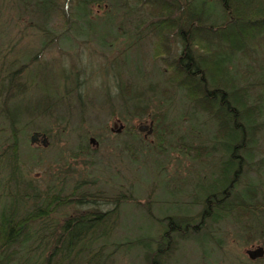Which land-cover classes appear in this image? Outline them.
Masks as SVG:
<instances>
[{
	"label": "trees",
	"instance_id": "obj_1",
	"mask_svg": "<svg viewBox=\"0 0 264 264\" xmlns=\"http://www.w3.org/2000/svg\"><path fill=\"white\" fill-rule=\"evenodd\" d=\"M17 3L28 7L30 16L36 20L33 27L42 39L39 52L48 44L61 42L60 38L66 37L68 31L84 36L95 34L96 21L91 16L97 18L96 12L101 13L100 22L109 23L107 35H111L113 16L119 14L121 24L127 22L134 36L119 55L145 40L149 56L157 62V73L163 83L159 92L164 100L180 96L198 114L215 122V134L207 149L211 153L210 166L203 183L197 186L198 195L188 202L190 206L200 205L199 211L190 214L187 210L181 218H158L164 227L155 238L138 236L122 241L111 238L120 205L137 202L129 195L87 192L80 189L83 182H76L68 193L44 196L40 204L18 212L17 196L12 199L9 193L1 192V198L11 200L0 207V264H108L114 254L131 249H140L139 264H170L178 240L191 239L206 248L207 241L212 239L219 246L212 233L227 217L241 223L247 241L255 236L264 240L261 217L252 220L253 215L264 217L258 188L249 182L236 191L240 180L247 179L245 170L255 171L257 165L258 169L264 167V158L256 159L258 154L264 155L259 148L264 131V0H17ZM57 18L63 21L62 31L53 23ZM123 26L120 25L121 30ZM171 39L179 44L174 56ZM34 60L35 57L30 58L29 63ZM22 67L0 77L3 100L0 115L7 119L10 131L6 149L0 145V168L8 170L6 178L0 179V187L6 181L16 182L19 159L15 124L20 112L36 110L47 102L41 98L10 106V101L21 97L27 89V84L20 81ZM116 73L115 84L129 94L128 84L123 85L117 70ZM76 85L72 91L77 90ZM42 113L46 116L49 110ZM139 113L150 116L154 142L162 149L164 113L158 106L151 113L148 107H141ZM41 131L49 133L48 129ZM134 132L140 134L137 128ZM197 148L204 153L201 145ZM199 164L204 167L207 163ZM223 189H232L231 196L215 200L213 192L221 193ZM219 193L216 195H222ZM105 205L110 207L102 209ZM64 207H69L70 213L53 220V215ZM262 256L264 252L247 258L255 260Z\"/></svg>",
	"mask_w": 264,
	"mask_h": 264
},
{
	"label": "rangeland",
	"instance_id": "obj_2",
	"mask_svg": "<svg viewBox=\"0 0 264 264\" xmlns=\"http://www.w3.org/2000/svg\"><path fill=\"white\" fill-rule=\"evenodd\" d=\"M28 11L17 0H0V77L24 65L19 70L20 81L27 84V89L21 97L10 101V106L41 98L47 102L36 110L20 112L15 124L19 159L16 182L1 184L0 193H9L12 199L17 196L18 212L40 204L44 196L68 193L76 182H83L80 189L87 192L129 195L137 202L120 205L117 227L111 237L114 241L138 236L155 238L164 227L158 218H181L187 210L190 214L197 213L200 205L190 206L188 202L198 195L197 186L203 183L210 166L211 153L207 149L215 134V122L198 114L180 96L164 100L159 92L163 83L157 73V62L149 56L145 40L119 55L134 38L128 23L121 24L119 14L113 16L111 35H107L109 23L100 22L101 13L96 12L97 18L91 16L96 21L95 34L84 36L68 31L66 37L60 38L61 42L48 44L39 52L41 35L34 29L36 20ZM54 22L62 31V19ZM102 40L106 45H102ZM169 43L174 56L179 44L173 39ZM32 57L35 60L29 63ZM126 66L129 70L123 69ZM116 70L123 85L128 84L129 94L115 84ZM76 83L78 88L72 91ZM157 106L165 115L162 149L154 142L150 116L139 113L141 107H148L151 113ZM46 109L49 114L45 116L42 111ZM140 124L150 126L151 132L136 134L134 130ZM42 129L49 130L45 135L47 144L30 143V134L42 133ZM9 132L7 119L0 115L2 148L6 149L10 141ZM90 138L94 142L90 143ZM197 145L204 148V153L198 152ZM259 148L264 151V131ZM182 149L183 152L179 151ZM259 157L264 155L258 154L256 159ZM201 162L207 164L203 167ZM246 172V180L258 188L257 197L264 208V167L258 169L257 165V170ZM7 173V169L0 168V179L6 178ZM242 182L237 184L236 191L245 187L247 182ZM10 197H0V207ZM109 207L105 205L102 209ZM68 213L69 207L61 208L52 219L59 220ZM255 217H261L264 223L262 215H253L252 220ZM240 224L227 217L216 225L212 237L219 241V246L212 239L207 241L206 248L191 239L178 240L170 264H264V256L247 258L248 250L264 248V240L255 236L247 241L248 235ZM139 263L140 249L114 254L108 262Z\"/></svg>",
	"mask_w": 264,
	"mask_h": 264
},
{
	"label": "water",
	"instance_id": "obj_3",
	"mask_svg": "<svg viewBox=\"0 0 264 264\" xmlns=\"http://www.w3.org/2000/svg\"><path fill=\"white\" fill-rule=\"evenodd\" d=\"M114 127V126H113ZM138 131H145V134H148L151 132V127L146 125V124H140L137 126ZM35 141H39L43 146H45L47 144V138L45 136L44 133H39V132H32L29 136V142L33 143ZM89 142L92 143L94 142L93 138L89 139ZM263 252L261 247H257L255 249L252 250H248L247 251V255L249 257H253V256H259L261 255Z\"/></svg>",
	"mask_w": 264,
	"mask_h": 264
},
{
	"label": "flooded vegetation",
	"instance_id": "obj_4",
	"mask_svg": "<svg viewBox=\"0 0 264 264\" xmlns=\"http://www.w3.org/2000/svg\"><path fill=\"white\" fill-rule=\"evenodd\" d=\"M113 126H115V124H114ZM246 171H248V170H245V173H247ZM243 180H245V178H244ZM243 180H242V181H243ZM242 181H241V183H243ZM245 181L247 182V180H245ZM209 183H211V181H209ZM247 183H248V182H247ZM247 183H246V184H247ZM231 185H232V184H230L229 186H231ZM216 191H217V193H219L218 190H216ZM219 191H221V190H219ZM231 192H232V189H226V190L223 189V190L221 191V193H219V194H222V195H216L217 193H214V192H213V195L215 196V200H218V199H219V200H221V199H224V200H225L227 197L229 198V197L231 196ZM226 196H227V197H226ZM262 250H263V249H262ZM263 252H264V250H263ZM263 252H262V253H263ZM261 255H262V254H261Z\"/></svg>",
	"mask_w": 264,
	"mask_h": 264
}]
</instances>
